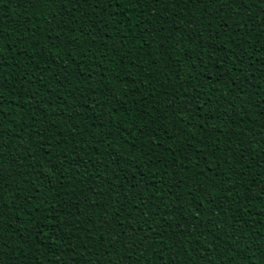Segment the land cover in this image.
Listing matches in <instances>:
<instances>
[{
    "label": "trees",
    "instance_id": "trees-1",
    "mask_svg": "<svg viewBox=\"0 0 264 264\" xmlns=\"http://www.w3.org/2000/svg\"><path fill=\"white\" fill-rule=\"evenodd\" d=\"M249 4L233 20L251 30L231 33L183 0L81 4L74 18L67 0H0V235L15 264L94 261L110 214L127 217L125 264H264V12ZM177 16L199 31H177ZM192 96L237 98L202 112ZM63 205L42 248L21 244L30 215ZM197 209L207 230L182 233Z\"/></svg>",
    "mask_w": 264,
    "mask_h": 264
},
{
    "label": "snow or ice",
    "instance_id": "snow-or-ice-1",
    "mask_svg": "<svg viewBox=\"0 0 264 264\" xmlns=\"http://www.w3.org/2000/svg\"><path fill=\"white\" fill-rule=\"evenodd\" d=\"M39 2V0H37ZM55 2V0H53ZM68 4L71 5V8L66 12V14L71 15L73 18L75 17V13L77 10V5L81 4H88L89 7H91L93 4L99 5L100 3L105 4V11L107 10V6L110 4H116L118 2H123V0H67ZM145 2H152L155 4H161L164 3L165 0H145ZM184 3H192L193 6H196L197 4L200 5L203 12L207 13L206 16L203 18L211 22L212 20H215L217 17H219V26L224 28L225 30L231 32V33H239L241 29H248L251 30V23L250 21L245 22V20L239 19V20H233V16L240 17L241 13L239 11L240 8H247L250 6L249 0H183ZM259 2L262 5L261 12H264V0H259ZM27 3H32V0H27ZM167 7V5H165ZM174 7V5H173ZM93 22H97L100 18L93 17ZM228 20H233V24L235 27H228ZM176 24V30L179 31L183 29L186 34L190 33H196L199 31L198 28L195 27L192 23H190L187 20L182 19L181 16H177L176 20L174 21ZM49 24L52 25L50 27V32H55L56 27H59L60 25L56 23V18L53 17L52 21H49ZM194 38V37H193ZM2 39V37H0ZM195 56V60H193V63H195L197 60H200V53L195 52L193 50L192 53H190L191 56ZM208 58H211L210 53L208 54ZM239 59V57H237ZM239 62L243 64V60L239 59ZM200 63L202 64L203 61L201 60ZM229 73H231L232 69L228 70ZM59 74V73H58ZM217 77L221 76L222 74L218 71ZM208 78L212 79V73L208 74ZM236 78H232L231 83L233 86L236 84ZM237 97H233L232 99L227 98H217L216 101H213L211 97H208L207 99H201L198 96H192L189 103L195 102L196 105L200 107V110L203 112L205 109L210 110V105L215 103L218 104L220 107H223L225 104L233 105V101ZM183 111H192L193 114H195V107L192 109H189L187 105H185ZM260 116H264V112L260 113ZM165 120L167 117H163ZM98 119H101L103 123L108 122V118L106 115L101 114L98 116ZM201 119H204L202 116ZM152 123H155V120L152 121ZM202 129L204 128V125H199ZM183 133H181L182 135ZM260 136L264 137V129H262L259 133ZM247 149H245L246 151ZM123 167V165H121ZM11 175V172L5 171L4 167L0 166V185H3L5 180L8 176ZM137 184L144 189V194L146 196L149 195L148 193V179L147 177H144L141 181H138ZM135 186V185H134ZM187 195H191V192H189ZM176 199H179V196L176 197ZM148 203H151V199L149 198L145 206H147ZM223 204L224 202H219ZM178 207L181 205H177ZM67 207V205H63L60 208L56 209L55 212H51L47 209H45V212L47 215H44L42 219H37L35 216H29V219L26 221L28 224V235L27 239H21V244L23 243H30L31 245H34L39 250L43 247V244L41 243L42 239H46L49 237L50 233L48 229L50 226L54 223L59 222L60 224L67 223V216L64 214V208ZM200 208H203V205L200 206ZM3 206L0 205V214H2ZM221 211L226 210V205L224 208L220 209ZM34 211H39V207L34 209ZM122 211L121 208H116V213H120ZM207 210L201 211L200 209L195 210V212L188 218L186 222L183 224L177 225L178 229L182 233H187L190 235H196L197 233L206 231L204 221L202 217L204 216L205 212ZM80 213V209H76L72 212V216H76ZM55 215L56 219H53V216ZM64 215V220H60V216ZM112 215V219H108L106 217V230L111 229L108 231L107 236L105 237V240L111 241L110 247H105L103 250H98L94 252L92 255H94L95 260L90 262L88 260H85L83 264H125L124 258L122 256H119L117 252L114 251V249L121 243L120 236L122 233L125 232L124 228V221L127 219L125 216H117L114 214ZM115 221V223H114ZM51 235H54V233H51ZM215 237V234H213ZM126 238L128 240L134 239V233L128 232L126 235ZM65 239L67 240L68 237H57V240ZM144 239H148L147 236L144 237ZM79 247V245H76ZM71 250V249H66ZM16 252L15 248V241L9 242L3 235H0V264H15V257L14 253ZM109 253L111 256H116L117 259L114 261L112 259L105 260V253ZM77 264H80L79 261H77Z\"/></svg>",
    "mask_w": 264,
    "mask_h": 264
}]
</instances>
